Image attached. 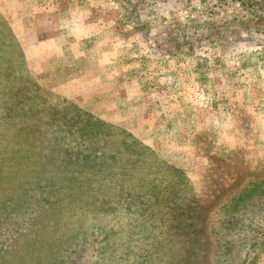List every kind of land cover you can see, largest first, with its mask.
Segmentation results:
<instances>
[{"label": "rangeland", "instance_id": "1", "mask_svg": "<svg viewBox=\"0 0 264 264\" xmlns=\"http://www.w3.org/2000/svg\"><path fill=\"white\" fill-rule=\"evenodd\" d=\"M0 264H264V0H0Z\"/></svg>", "mask_w": 264, "mask_h": 264}]
</instances>
